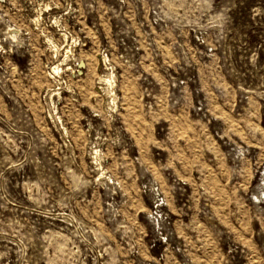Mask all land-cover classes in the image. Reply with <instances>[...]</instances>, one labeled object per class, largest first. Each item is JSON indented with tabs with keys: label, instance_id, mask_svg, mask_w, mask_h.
<instances>
[{
	"label": "rangeland",
	"instance_id": "rangeland-1",
	"mask_svg": "<svg viewBox=\"0 0 264 264\" xmlns=\"http://www.w3.org/2000/svg\"><path fill=\"white\" fill-rule=\"evenodd\" d=\"M0 264H264V0H0Z\"/></svg>",
	"mask_w": 264,
	"mask_h": 264
}]
</instances>
